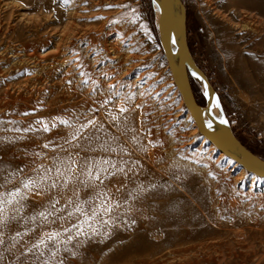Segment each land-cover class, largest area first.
Returning <instances> with one entry per match:
<instances>
[{
    "label": "rangeland",
    "instance_id": "374dc122",
    "mask_svg": "<svg viewBox=\"0 0 264 264\" xmlns=\"http://www.w3.org/2000/svg\"><path fill=\"white\" fill-rule=\"evenodd\" d=\"M182 2L193 67L209 82L237 140L264 161V0ZM112 27L127 37L122 54L147 58L128 81L155 68L163 88L158 99L171 110L144 120L139 110L137 117L128 116L130 109L116 113L113 97L105 109H93L95 95L80 75L57 65L67 46L83 49L79 35L114 45L115 35L105 39ZM161 40L149 0H0V193L26 195L4 206L0 264H264V185L247 172L238 181L240 171L230 172L226 157L216 162L218 151H209L173 84ZM125 63L126 69L133 62ZM41 166L51 169L50 179L24 189L22 180L45 175ZM98 167L108 169L103 183L85 187L83 172ZM53 181L56 188L49 187ZM101 191L110 213L96 196ZM79 203L88 216L75 212ZM44 210L53 213L47 221L31 219ZM70 211V219H59ZM85 220L86 235L64 232ZM92 228L97 234L88 238ZM53 231L61 235L47 240L44 233ZM41 238L45 244L32 248Z\"/></svg>",
    "mask_w": 264,
    "mask_h": 264
},
{
    "label": "bare ground",
    "instance_id": "6f19581e",
    "mask_svg": "<svg viewBox=\"0 0 264 264\" xmlns=\"http://www.w3.org/2000/svg\"><path fill=\"white\" fill-rule=\"evenodd\" d=\"M115 30L116 29L112 27L105 34V39L115 35L114 45H107L106 41L99 45L96 39H93L92 37L85 39V35H79L77 41L80 42V46H83V49L77 50L76 48H73V46H67L63 54L64 58L57 65H59L60 68H63L64 66L66 68V66H68L67 72L80 75L79 81L83 84L85 90L95 95L91 99L93 109H105V101L113 97L117 99L115 103L116 113H119L121 108H125L127 110L130 109V111H128V116L137 117V110H139L140 115L138 114V117L144 116V120H151V118L148 117L149 113H154L155 117L158 114L162 115L160 112L166 113L171 110L172 108H165V105L160 102V99H158L159 94L163 96L161 93V89L163 88L156 86V83L160 80V73H157L155 68L139 73L136 75L133 82L128 81L129 76L133 74L132 72H134L135 69L147 65V58H127L122 54L120 45L126 41L127 37L120 31L115 33ZM161 42L163 44L165 42L164 39H162ZM128 46L130 50L133 49L134 42L129 41ZM174 54V51L171 50V57H173ZM82 58H84V60H82ZM107 61L110 62L107 63ZM114 61L115 64H113ZM125 61H131L133 63H131V65L129 64V67L125 69L123 66ZM188 62H191L189 58ZM105 63L106 65H104ZM101 64L104 66H101L98 70ZM190 77L195 81L201 96L205 101V106L202 109L203 112L219 119L220 113L216 107L215 96L203 83L200 73L193 66L190 68ZM168 82H170L169 79L167 80V83ZM153 88H156V90ZM98 93H101V97ZM158 109H160V112ZM166 120L167 119H164V121ZM157 122L160 123L161 120H158ZM168 125L169 124H165V126ZM188 144L189 143H185L182 147L177 149H183V147ZM209 145V151L212 152L213 146L211 144ZM180 154H182V152ZM218 154L216 162L225 158L223 154ZM226 162L227 165H230V172L240 171L238 181H241L246 175V171L232 159L227 158ZM250 179L256 183L261 182L264 185V180L253 175H250Z\"/></svg>",
    "mask_w": 264,
    "mask_h": 264
},
{
    "label": "water",
    "instance_id": "95a60500",
    "mask_svg": "<svg viewBox=\"0 0 264 264\" xmlns=\"http://www.w3.org/2000/svg\"><path fill=\"white\" fill-rule=\"evenodd\" d=\"M149 2L155 29L161 39L165 41L163 54L173 84L195 125V129L218 153L232 159L250 175L264 180V161L249 152L237 140L217 101L219 119L203 112V108H199L193 99L190 80V68L193 65L188 62L187 15L184 3L182 0H149ZM171 50L175 53L173 57H171ZM201 78L214 94L209 82L204 77Z\"/></svg>",
    "mask_w": 264,
    "mask_h": 264
},
{
    "label": "snow or ice",
    "instance_id": "6c2138e0",
    "mask_svg": "<svg viewBox=\"0 0 264 264\" xmlns=\"http://www.w3.org/2000/svg\"><path fill=\"white\" fill-rule=\"evenodd\" d=\"M122 7H127V5H123ZM134 11L135 10H133V12ZM126 110L127 109H125V108H121L120 109L121 112L126 111ZM37 123H41V122L37 121ZM61 123L67 124L68 121H61ZM88 123L89 124H94L95 121H89ZM86 126L87 125H84L82 127H86ZM44 130L45 131L48 130V127H47L46 124L44 125ZM44 147L47 148L48 145L45 144ZM112 150L115 151V149H112ZM36 155H39V154L37 153ZM73 163H75V162L73 161ZM103 164H111V162L110 161H103ZM111 167L116 169V172H123L124 171L123 168H116V165H114V164H111ZM41 168L45 172V175L42 176V177H39V182L37 180H35V179L22 180L21 183H22V186H23L24 189H31V187L33 185H36L37 187H40L42 185L43 181H46V180L50 179V177H48L47 173L50 172L51 169L43 168V166H41ZM67 171L72 172L73 169L72 168H68ZM107 171H108V169H106V168L98 167V171L95 174H93L92 170L89 168L87 171L83 172V175L86 177V179L81 181V183H83L85 187H99V185H97L95 182L97 180H99L100 183H103V179L101 178V173H104V172H107ZM56 172H57L58 176L64 175V172H61L59 168L56 169ZM11 175H14V173H11ZM109 175H115V172L109 173ZM70 179H72V177L68 176L66 178V183H67V180H70ZM66 183H65V186H66ZM49 187L50 188H56L57 187L56 182L53 181L49 185ZM151 187L154 188L155 185H152ZM140 191H144L142 186L140 188ZM96 196L102 198L101 207L103 208V212L105 214L110 213L112 211V206L110 204L109 205H105L104 204V200H103V198L107 197V193L102 192V191L101 192H97ZM17 198H19L20 200H23V199H26V195L22 194L20 189H17L16 191L8 193L7 197H5L4 194L0 193V227H3L5 225V223H6V220H7V216L5 215V207L4 206L6 204H12L13 201L19 202L17 200ZM90 202L91 201L89 200V201H84L83 203H90ZM55 203H59V201L57 200V201H54L52 203V207L53 208L55 207ZM68 203L72 204L73 202L71 200H69ZM116 206H119V205L117 204ZM17 211H19V209H17ZM75 212H79L81 215L88 216V214L84 212L82 203H79V204L75 205ZM96 213H97V209L93 208L92 217H95ZM51 215H53V213L51 211L44 210V211L38 212L36 214V216L31 217V219L35 220L37 217H42L45 221H47L48 217L51 216ZM73 215H74V212L70 211L68 213V217H59V219L67 220V219H70ZM87 223H88V221L85 220V221H83L81 223L73 224L72 228H64V232H72V229L75 228L76 229V232L74 233L75 236L86 235V233L84 232V224H87ZM103 223L107 224L108 221H103ZM96 234H97V229L92 228L91 235L88 236V238H91L92 236H95ZM17 235L19 236L20 233H17ZM60 235H61V232H59V231L45 232L44 233V237H46L47 240H49V241H56L57 237H59ZM12 239H15V237H13ZM68 239L70 241L72 239V236H69ZM3 243H4L3 233L0 232V244H3ZM44 244H45V240H44V238H41L37 244H34L32 246V248L36 249V248H39L41 245H44ZM31 250L32 249H29V251H31ZM53 255H55V254H53ZM37 259H39V257H37ZM44 264H47V262L45 261Z\"/></svg>",
    "mask_w": 264,
    "mask_h": 264
}]
</instances>
